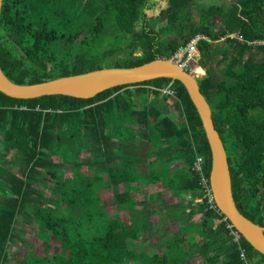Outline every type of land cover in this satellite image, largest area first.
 Masks as SVG:
<instances>
[{
    "label": "trees",
    "instance_id": "1",
    "mask_svg": "<svg viewBox=\"0 0 264 264\" xmlns=\"http://www.w3.org/2000/svg\"><path fill=\"white\" fill-rule=\"evenodd\" d=\"M228 1L201 7L194 21L190 0H165L166 23L157 26L146 13L152 0H2L0 69L12 83L32 85L169 59L199 36L197 64L204 75L196 82L224 147L233 202L264 228V0ZM169 35L178 40H167ZM168 85L170 96L161 93ZM137 126L142 136L131 128ZM84 139L102 151L117 143L119 160L100 159L106 180L97 169L88 170L89 162H77ZM14 156V167L3 168ZM196 156L208 178L210 150L201 121L175 80L117 86L89 99L19 100L0 93V264L8 262L9 241L26 208L35 235L54 240L63 254L30 251L15 264H187L194 257L202 264H264L241 236L233 241L235 229L204 198L192 169ZM172 163L180 167L171 171ZM59 165H72V175L66 177ZM39 176L50 180L43 205L29 202ZM153 187L176 199L183 195L184 207L199 219L176 235L155 236L162 249L150 254L145 242L155 209L149 204L159 192L144 201L136 197ZM109 198L123 215L107 216ZM195 235L199 241L192 244Z\"/></svg>",
    "mask_w": 264,
    "mask_h": 264
},
{
    "label": "water",
    "instance_id": "2",
    "mask_svg": "<svg viewBox=\"0 0 264 264\" xmlns=\"http://www.w3.org/2000/svg\"><path fill=\"white\" fill-rule=\"evenodd\" d=\"M1 4L2 0H0V10ZM159 78L178 81L185 88L199 116L210 150L208 182L214 205L235 231L256 252L264 256V228L243 217L233 202L226 154L214 129L210 108L199 91L196 78L172 57L157 58L130 68H103L32 85L14 84L4 76L0 69V93L19 100L55 95L89 99L110 88Z\"/></svg>",
    "mask_w": 264,
    "mask_h": 264
},
{
    "label": "rangeland",
    "instance_id": "3",
    "mask_svg": "<svg viewBox=\"0 0 264 264\" xmlns=\"http://www.w3.org/2000/svg\"><path fill=\"white\" fill-rule=\"evenodd\" d=\"M154 2V7L152 10L147 11V16L148 17H153L154 18V23L157 26H163L166 23V15L168 13V8L166 5L165 0H152ZM228 0H190L189 6L187 8V11L189 13V16L192 20L198 21V10L201 7H208L209 5H219V4H225L228 3ZM164 13H161V12ZM200 38V37H199ZM168 39H176L175 36L169 35L167 37ZM119 59H121V56H118ZM185 64L184 68H187L189 72L195 77L199 78L204 75V70L202 69V73H197V69L199 68L198 66V60H199V54L197 53V60L196 59H191V58H181ZM177 62L178 59H176ZM110 66L113 65L112 63L109 64ZM134 129L135 133L138 136H142L143 130L140 127H131ZM84 144H86L85 147H83L77 154H76V160L81 163H88L89 162V167L88 170L92 171V169H101L99 170L101 175H105L104 173V161L100 160L103 158H113L116 157L117 160H119V153L116 152V148L118 145L117 143H113L106 151H102L99 146L95 145L94 143L84 139L83 140ZM115 148V149H114ZM71 154H69L70 156ZM54 160H56L55 157H53ZM18 161L16 160L15 156L14 157H9L4 161V167L3 168H9V166H12L13 164H16ZM91 162V163H90ZM99 162V163H98ZM8 166V167H7ZM72 166V165H69ZM66 167L63 168L61 165H59V168L63 170V173L66 177L72 175V170L71 167ZM14 167V166H12ZM50 184V180L45 177V176H39V178L35 179L34 182L32 183V195L35 197H30V203L31 204H39L43 205V200L48 196L49 193V188H47V185ZM117 188H114V193L118 191ZM153 189H148V193L141 192L138 196L137 199L140 201H144L146 199V196L153 190ZM165 193H163L164 195ZM159 198V197H158ZM157 198V199H158ZM162 200L157 201L156 199L153 198V203L149 204V208H154L155 213H158L152 216L151 219V232L147 236V240L145 242V249L149 248L148 252L150 254L154 252H158L161 250V243L160 241L156 242L154 237L157 235H160L163 233L164 229H170V230H175V227L177 225L176 222L174 223H169L171 220L169 217L165 215V212L163 210V205L165 202L167 203L169 201V198H166V195L162 196L160 199ZM164 203V204H163ZM148 204V203H146ZM142 208H147L148 205H143L141 206ZM105 208H106V213L109 218H115L119 215H123V212H117L115 205L113 204L112 198H109L107 200V203H105ZM162 213V214H161ZM165 215V217L163 216ZM169 223V224H168ZM178 227V226H177ZM36 231V225L34 221L32 220V217L28 211V209H24V212L20 217H18V220L15 224L14 228V233H15V238L11 239L9 241V255H8V262L6 264H15V260L19 259L21 256H23L25 253H29L30 251H34L38 256H47V257H52L56 254H63V251L60 249V246L58 243H56L54 240H42L39 237L35 235ZM150 244V245H149ZM184 247H189V243H185ZM193 259V258H192ZM191 261V260H190ZM126 264V263H125ZM127 264H138V263H127Z\"/></svg>",
    "mask_w": 264,
    "mask_h": 264
},
{
    "label": "crops",
    "instance_id": "4",
    "mask_svg": "<svg viewBox=\"0 0 264 264\" xmlns=\"http://www.w3.org/2000/svg\"><path fill=\"white\" fill-rule=\"evenodd\" d=\"M99 163V162H98ZM169 170H171V171H173V170H177L180 166H179V164L178 163H172V164H170L169 166ZM106 169V168H105ZM96 169H92V171L91 172H93V171H95ZM97 170H98V172H99V168H97ZM102 177H104L105 178V180H106V174L105 175H101ZM200 181V180H199ZM106 182V181H105ZM201 185V184H200ZM157 186V185H156ZM202 187V186H201ZM153 188H155V187H153ZM202 189V193H203V196H204V198H206L207 199V202H208V198H207V196H206V194L204 193V190H203V188H201ZM161 190H159L158 189V187H156L154 190H153V192H159V193H155V194H153V198L154 199H156L157 201H162V200H160L161 198H162V196H163V198H164V196L166 195V198H169V201L166 203L165 202V204L163 205L164 207H163V210H162V213H163V211L165 212V215L167 216V217H169L171 220L169 221V223H174V222H176L177 223V225H176V227H175V230H170V229H164L163 230V232L164 231H167V232H169V234H171V235H176V234H178L177 233V231L179 230V229H181L183 226H185V225H187V223H189V222H196L198 219H199V216L198 215H195L194 214V211L192 210V209H188V207H184V205H185V200L183 199L184 198V196L183 195H181L182 196V198H180V199H176L175 197H173L172 195H171V193H170V191H163V192H160ZM152 193V191L149 193V194H151ZM163 193H165L164 195H163ZM148 194V195H149ZM148 196H146V198H147ZM159 197V198H158ZM137 198V197H136ZM158 198V199H157ZM187 198H188V196H187ZM183 200V201H182ZM140 201V200H139ZM200 201V198L198 199H196L194 202H199ZM209 204V203H208ZM211 205V204H210ZM161 213V214H162ZM107 214V213H106ZM155 214H157L158 215V213H155V212H153V213H151V219H152V216L153 215H155ZM165 215H163L164 217H165ZM193 215V216H192ZM168 223V224H169ZM178 226V227H177ZM162 234V233H161ZM232 235V238H233V241H234V237H233V233L231 234ZM158 236V235H157ZM192 239H193V241H192V244H194V243H198V241H199V238H198V236L197 235H195V236H193L192 237ZM239 241V240H238ZM162 241H160V243H161ZM235 242V241H234ZM193 248H195V245H193ZM193 248H191V249H193ZM161 249H162V244H161ZM187 264H202V260H201V258L200 257H194L191 261H189Z\"/></svg>",
    "mask_w": 264,
    "mask_h": 264
},
{
    "label": "built area",
    "instance_id": "5",
    "mask_svg": "<svg viewBox=\"0 0 264 264\" xmlns=\"http://www.w3.org/2000/svg\"><path fill=\"white\" fill-rule=\"evenodd\" d=\"M199 39V36H196L194 37L192 40H190V42L188 44L185 45L184 48H181L179 49V51L174 54L172 56V59L174 61H176V59H178L179 62H177L178 64H180L181 66L185 67L184 64L185 62L181 59V58H191L192 60L193 59H196L197 60V53L198 51L196 50V47H195V43L196 41ZM171 87L170 85H168L167 87L163 88L161 93L163 95H172V90L169 88ZM192 169L195 170L198 175H199V180H200V184L204 190V193L206 194L207 198H208V203L211 204V206L214 205V202H213V198H212V194H211V191H210V188H209V182H208V178H206L204 175H203V172H202V159L200 158V156H196L194 162H193V165H192ZM227 228L231 229L232 226L231 225H227ZM231 233H233V237H234V241L235 242H238L239 238H240V235L234 230V231H231ZM240 258L242 260L245 261V255H244V252L243 250H240Z\"/></svg>",
    "mask_w": 264,
    "mask_h": 264
},
{
    "label": "bare ground",
    "instance_id": "6",
    "mask_svg": "<svg viewBox=\"0 0 264 264\" xmlns=\"http://www.w3.org/2000/svg\"><path fill=\"white\" fill-rule=\"evenodd\" d=\"M203 71H202V69L199 67L198 69H197V73H202Z\"/></svg>",
    "mask_w": 264,
    "mask_h": 264
}]
</instances>
